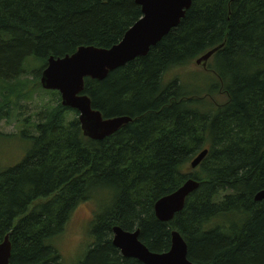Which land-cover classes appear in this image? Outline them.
<instances>
[{
    "label": "trees",
    "instance_id": "obj_1",
    "mask_svg": "<svg viewBox=\"0 0 264 264\" xmlns=\"http://www.w3.org/2000/svg\"><path fill=\"white\" fill-rule=\"evenodd\" d=\"M141 16L135 0H0V140L1 123L40 100L16 133L28 151L0 171V242L8 236L10 264H64L54 238L76 205L101 194L79 264H142L113 246L114 226L139 229L157 253L169 250L175 230L195 263L264 264V200L254 199L264 189V0H191L146 55L102 80L84 78L82 93L103 118H131L102 140L86 137L78 116L67 117L75 110L40 83L50 57L110 48ZM219 45L214 74L226 103L204 110L183 82H163ZM189 177L199 186L183 209L158 220L155 202Z\"/></svg>",
    "mask_w": 264,
    "mask_h": 264
},
{
    "label": "water",
    "instance_id": "obj_2",
    "mask_svg": "<svg viewBox=\"0 0 264 264\" xmlns=\"http://www.w3.org/2000/svg\"><path fill=\"white\" fill-rule=\"evenodd\" d=\"M141 7L142 16L125 32L122 39L110 48L80 46L62 58L50 57L42 71L40 83L44 89L57 90L61 104L78 112V120L83 134L92 140H102L128 123L131 118L119 116L105 119L92 108L91 99L82 93L84 78L102 80L109 71L144 56L171 29L175 28L191 5V0H135ZM221 45L207 52L206 60ZM200 59L197 60L199 63ZM208 153L203 149L190 162L196 168ZM199 186V181L189 177L174 192L158 199L154 204V214L162 222L170 221L180 212L186 198ZM255 201L264 200V189L256 192ZM112 244L123 257L134 258L142 264H200L188 259V247L183 237L171 232L168 251H150L139 240V229L125 231L119 226L112 228ZM11 245L8 236L0 242V264H10Z\"/></svg>",
    "mask_w": 264,
    "mask_h": 264
},
{
    "label": "rangeland",
    "instance_id": "obj_3",
    "mask_svg": "<svg viewBox=\"0 0 264 264\" xmlns=\"http://www.w3.org/2000/svg\"><path fill=\"white\" fill-rule=\"evenodd\" d=\"M202 57L203 55L186 66L170 69L163 75V82L178 79L179 82L184 83L185 90L190 91L189 94L196 95L200 101L202 99L205 102L204 106L200 105L204 110H211L226 103L227 96L224 93L223 81L214 74V54L206 60L200 59ZM198 59H200L199 63ZM44 95L45 99L49 98L47 94L44 93ZM39 102V99H35L24 103L27 113L16 114L10 121L1 123V131L5 136L0 140V171L18 164L28 151L30 142L16 133L20 128H24L26 122L24 124L23 122L26 117H29V121L35 119L33 115L37 111ZM77 116L76 110L67 113L68 119ZM184 171L186 173L192 171L189 164L184 167ZM96 197L84 200L75 206L63 232L52 242V246L58 251L64 264H79L93 241L91 222L95 212L99 210L100 200L107 198V194L104 196L101 194L97 199Z\"/></svg>",
    "mask_w": 264,
    "mask_h": 264
},
{
    "label": "bare ground",
    "instance_id": "obj_4",
    "mask_svg": "<svg viewBox=\"0 0 264 264\" xmlns=\"http://www.w3.org/2000/svg\"><path fill=\"white\" fill-rule=\"evenodd\" d=\"M162 38H163V37H162ZM218 49H219V48H218ZM218 49H217V50H218ZM199 153H200V152H199ZM199 153H198V154H199ZM198 154H197V155H198ZM197 155H195V157H196ZM193 158H194V157H193ZM192 160H193V159H192ZM192 160H191V161H192ZM191 161H190V162H191ZM190 162H189V166H190Z\"/></svg>",
    "mask_w": 264,
    "mask_h": 264
}]
</instances>
